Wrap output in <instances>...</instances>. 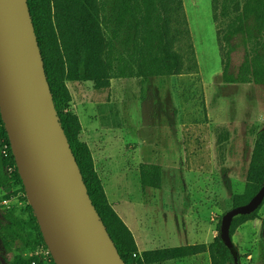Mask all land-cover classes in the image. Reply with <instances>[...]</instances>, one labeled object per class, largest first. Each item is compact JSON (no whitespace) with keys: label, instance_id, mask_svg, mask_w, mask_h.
I'll list each match as a JSON object with an SVG mask.
<instances>
[{"label":"rangeland","instance_id":"374dc122","mask_svg":"<svg viewBox=\"0 0 264 264\" xmlns=\"http://www.w3.org/2000/svg\"><path fill=\"white\" fill-rule=\"evenodd\" d=\"M183 5L190 38L176 47L184 57L182 74L114 79L103 90L92 82H66L72 98L67 111L80 120V140L142 251L213 242L233 197L245 190L257 134L264 130V83L223 81L212 0ZM243 61V50L233 53L232 72ZM143 166L158 168L157 187L141 185ZM6 195L5 209L26 223L25 241L16 242L7 258L38 253L51 264L48 251L36 244L27 194L16 184L0 190V199ZM263 221L264 206L258 219L235 232L241 264H264ZM164 264L212 262L205 252Z\"/></svg>","mask_w":264,"mask_h":264},{"label":"trees","instance_id":"16d2710c","mask_svg":"<svg viewBox=\"0 0 264 264\" xmlns=\"http://www.w3.org/2000/svg\"><path fill=\"white\" fill-rule=\"evenodd\" d=\"M32 21L44 61L47 80L60 123L77 159L84 183L96 211L125 264H164L209 253L212 264H241L236 247L232 254L219 236L208 246L188 245L140 252L128 226L110 204L95 169L89 146L80 140L77 115L69 113L72 101L66 82H92L97 90L107 89L114 79L136 75L176 76L185 69L184 57L176 47L189 40L190 31L183 0H28ZM213 20L220 46L223 81L264 83V0H212ZM243 50L244 61L232 72V54ZM191 60L195 53L191 46ZM160 173L155 166H143V187H157ZM26 190L18 172L11 144L0 112V190L14 185ZM264 186V130L257 134L247 182L235 195L232 208L248 203ZM0 199V264H47L38 253L7 258L16 242L25 241V221ZM260 209L235 218L238 228L258 219ZM36 244L48 251L33 208L28 205ZM219 223V232H220ZM264 225V221H263ZM235 256L238 261H235Z\"/></svg>","mask_w":264,"mask_h":264},{"label":"water","instance_id":"95a60500","mask_svg":"<svg viewBox=\"0 0 264 264\" xmlns=\"http://www.w3.org/2000/svg\"><path fill=\"white\" fill-rule=\"evenodd\" d=\"M0 112L55 264H125L93 205L60 123L28 0H0ZM263 202L264 186L222 217L220 238L232 254L235 218L255 213Z\"/></svg>","mask_w":264,"mask_h":264},{"label":"crops","instance_id":"0c3cea01","mask_svg":"<svg viewBox=\"0 0 264 264\" xmlns=\"http://www.w3.org/2000/svg\"><path fill=\"white\" fill-rule=\"evenodd\" d=\"M104 188H105V187H104ZM110 204L112 205V207L114 208V210H115L116 212H118L116 206L113 205V203H111V202H110ZM118 215L123 219V221L125 222V224L128 226L129 230H130L131 233L133 234V236H134V238H135V241H136V243H137V236H136L135 232L133 231L131 225L129 224L128 220L125 218L124 215L121 216L119 213H118ZM138 249H139L140 252H143L139 247H138Z\"/></svg>","mask_w":264,"mask_h":264}]
</instances>
